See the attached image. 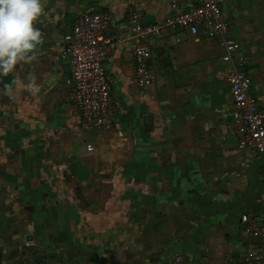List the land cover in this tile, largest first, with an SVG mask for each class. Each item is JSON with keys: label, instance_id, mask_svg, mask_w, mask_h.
I'll use <instances>...</instances> for the list:
<instances>
[{"label": "crops", "instance_id": "obj_1", "mask_svg": "<svg viewBox=\"0 0 264 264\" xmlns=\"http://www.w3.org/2000/svg\"><path fill=\"white\" fill-rule=\"evenodd\" d=\"M38 59L0 77L35 75L38 93L0 94V264H236L264 240L262 158L238 147L230 65L217 38L164 28L150 39L154 83L136 82L130 17L162 24L198 0H42ZM249 96L264 113V0H223ZM107 12L110 129L87 123L62 58L85 13ZM238 65V64H237ZM90 145L91 149L87 150Z\"/></svg>", "mask_w": 264, "mask_h": 264}, {"label": "built area", "instance_id": "obj_2", "mask_svg": "<svg viewBox=\"0 0 264 264\" xmlns=\"http://www.w3.org/2000/svg\"><path fill=\"white\" fill-rule=\"evenodd\" d=\"M197 6L179 9L176 2L171 3V14L162 24L143 25L136 14L130 17L133 42L136 82L139 85L154 83V75L148 64L150 52L147 42L159 37L164 28L186 29L192 36L204 34L217 38L223 50L222 61L230 65L229 87L233 109L231 116L239 137L238 147L250 154L261 156V173L264 177V113L249 96L250 83L245 73L238 67L246 63V57L233 59L240 47L232 37L229 24L222 11L223 0H198ZM113 17L107 12H93L81 15L66 36L62 58L68 62L70 73L65 83L71 99L80 109L85 121L102 131L110 129V115L114 107L111 85L105 78L102 63L112 46L107 31ZM238 64V65H237ZM91 146H87L90 150ZM242 215L244 232L254 239L264 240V225L248 222ZM48 264H63L55 260ZM172 264H187L180 255L173 258ZM236 264H264V251L251 250Z\"/></svg>", "mask_w": 264, "mask_h": 264}, {"label": "clouds", "instance_id": "obj_3", "mask_svg": "<svg viewBox=\"0 0 264 264\" xmlns=\"http://www.w3.org/2000/svg\"><path fill=\"white\" fill-rule=\"evenodd\" d=\"M43 11L42 0H0V77H8L18 65L38 59L44 40L36 24ZM20 89L38 93L36 76L30 75L26 81L15 76L0 94L11 97Z\"/></svg>", "mask_w": 264, "mask_h": 264}, {"label": "water", "instance_id": "obj_4", "mask_svg": "<svg viewBox=\"0 0 264 264\" xmlns=\"http://www.w3.org/2000/svg\"><path fill=\"white\" fill-rule=\"evenodd\" d=\"M63 262V261H62Z\"/></svg>", "mask_w": 264, "mask_h": 264}]
</instances>
